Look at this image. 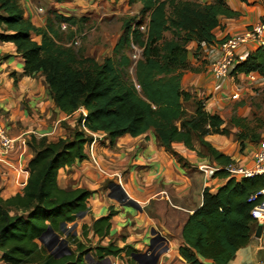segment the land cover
<instances>
[{
	"label": "trees",
	"instance_id": "1",
	"mask_svg": "<svg viewBox=\"0 0 264 264\" xmlns=\"http://www.w3.org/2000/svg\"><path fill=\"white\" fill-rule=\"evenodd\" d=\"M135 4L141 5L139 14L123 21V34L113 56L100 62L75 47V32L71 28L82 19L54 12L45 27H38L28 18L20 0H0V41L16 46L24 61L23 76L41 77L63 115L86 111V116L79 115L72 137L55 142L45 137L32 139L30 146L35 154L28 162L29 177L22 193L5 199L0 189L2 262L92 264V252L99 261L124 252L117 240L87 249L73 235L76 249L57 258L41 241L47 231L64 234L68 225L89 212L88 201L95 192L86 188L65 189L58 178L62 169L89 160L86 148L93 141L90 132L103 133L114 145L123 136L137 138L153 131L159 144L184 168L192 165L175 150L174 144L196 151L199 143L198 156L208 158L210 166L220 169L211 179L225 182L216 190L205 188L202 205L183 226L178 254L186 264H231L256 232L258 222L251 211L261 204L262 198L249 200L264 188V178L237 179L226 171L237 162L205 138L209 134L230 135V128L224 126L220 115L207 112L201 100L185 91L182 82L189 68L191 43L197 44V56L203 43H216L215 32L224 29L222 18L231 19L239 14L227 0L206 5L189 0H130V5ZM63 23L68 24L69 32L62 31ZM133 45L142 49L136 62L129 55ZM235 74L264 78V48H255L246 60L239 62L232 72ZM191 103L195 115L187 118L186 105ZM237 136L239 141L244 139L241 133ZM117 214L111 207L107 215L94 220L91 226L83 224L81 236L87 241L109 238L112 219ZM132 254L133 250L126 251L135 264Z\"/></svg>",
	"mask_w": 264,
	"mask_h": 264
},
{
	"label": "crops",
	"instance_id": "2",
	"mask_svg": "<svg viewBox=\"0 0 264 264\" xmlns=\"http://www.w3.org/2000/svg\"><path fill=\"white\" fill-rule=\"evenodd\" d=\"M189 1L202 5L214 2V0ZM20 2L28 18L38 27H45L48 18L54 12L65 17L81 18L94 9L107 6L112 10L114 17L122 19L138 15L141 9L140 4L130 5V0H20ZM227 3L239 16L231 19L222 18L224 29L215 32L216 43L244 33L253 25L264 21V0H227ZM40 9L42 11H39ZM115 45L108 57L113 56ZM255 48L257 46L253 43L242 46L238 52L243 55L242 61L246 60ZM196 49L197 44L191 43L189 68L185 70L182 81L183 89L201 100L207 112L220 115L225 121L224 126H228L231 131L230 135L209 134L205 139L221 152L231 156L238 164L250 167L253 164L252 157L259 149L264 136V78L255 74H235L227 80L222 89H217L205 52L206 48L197 51L195 56L193 51ZM23 67L24 61L17 53L16 46L0 41V120L13 137L20 138L27 144L29 134L30 136L34 134L37 139L43 138L54 128L56 130L57 124L62 120L67 121L77 113L65 116L55 107L59 119L52 125L45 120L50 115V111L42 105L47 98L46 94H49L47 87L41 77L23 76ZM238 85L243 90L240 98L233 100L231 96ZM49 103L54 104L52 99ZM36 116L43 117V121L38 123ZM239 133L244 135L241 141L238 140ZM89 134L93 136L90 143L92 149L97 145L100 146L98 152L104 153V156L99 155L101 163L105 166L95 159L93 152L89 150V144L88 162L62 169L58 178L59 185L65 189L80 188L84 181H78L79 175L75 171V167H80L84 170V175L91 176L93 182L95 181V184L89 187L95 192L88 202L89 212L78 219L91 226L94 220L107 215L110 208L114 207L118 215L112 219L111 235L120 234L124 228L132 229L133 232L140 231L132 233V237L125 240L126 243L119 241V246L125 248L122 257L127 250L133 248L135 250L140 246L138 241H144L143 244L148 248L153 239L152 232L157 230L166 239L160 242L161 251L164 252L158 264H186L178 254V247L182 243L183 226L189 215L202 205L205 188L216 190L225 182L224 179L207 177L204 166H210V162L208 158L198 156V152L201 151L199 143L196 144V151L187 149L183 144H174L175 150L192 165L190 169H195L193 173H189L190 169L182 167L159 144L153 131L137 138L123 136L118 138L114 145H111L103 133ZM24 147V153H32L30 141L28 146ZM0 165L4 166V161H0ZM90 165L94 166L96 174L91 173ZM11 168H13L11 172H14L9 173L12 180L19 181L24 176V169L19 170L22 166ZM8 170L10 172V169ZM106 180L120 184L138 204L137 209L133 208L135 210L131 212L130 207L118 206L115 200L110 198V193L107 194V199H104V195L98 193V190L102 183L107 182ZM3 193L9 191H2V196ZM17 193H9L3 197L10 198ZM257 229L249 245L238 251L231 264H264V228L260 237H257ZM130 240L135 241L129 245ZM0 264L6 263L0 260Z\"/></svg>",
	"mask_w": 264,
	"mask_h": 264
},
{
	"label": "rangeland",
	"instance_id": "3",
	"mask_svg": "<svg viewBox=\"0 0 264 264\" xmlns=\"http://www.w3.org/2000/svg\"><path fill=\"white\" fill-rule=\"evenodd\" d=\"M110 10L111 9L107 6L94 9V10L90 11V13L87 14V16H83L81 18L78 17L77 19H82L81 21L79 20L80 21L78 23L79 26L76 25V26H73L71 28V30L75 32V37H74L75 47L79 50H82L85 53V55L91 56V57L95 58L96 60H99L100 62L105 57H108L109 55L112 54L113 46L115 45V43L117 42L119 37L123 34V29H122L123 21L125 19H127L124 17H122V19L114 17L112 14V10L111 11ZM63 24L68 25L67 23H63ZM62 31L67 33L70 30H68V28H67V29L62 30ZM167 37H171V34L167 33ZM76 42H78V44H76ZM193 52H195V51H193ZM133 53H134L133 51L129 52V55L131 56V58L133 56ZM131 74H133V72H131ZM231 77H232V75H231ZM46 95H47V98L44 99V101L42 102V105H45L43 107H45L47 109V111H50L49 112L50 113L49 118H45V120H47L52 125L53 122H55L59 119V114L55 111L56 106H54V104L52 105L51 103H49L51 101L50 96H48L49 94H46ZM186 106L188 109L187 118L194 117V115H195L194 114V111H195L194 105L191 103V104H187ZM56 109H57V107H56ZM80 111H81V113H83V115L86 116V113H84L85 112L84 110H80ZM80 111L77 112V114H75L73 117L67 119V121L62 120L60 124H57L56 130L54 128L53 130L48 132L47 136H45V138H47L51 142H55V141H58L59 139H63V138L65 139V138L72 137L73 131L77 127L78 117L81 114ZM36 119H37L36 121H38V123H39V121H43V117L36 116ZM256 124L257 123H254V125H256ZM254 125H253V127H254ZM44 127L45 126H42V128H44ZM34 131H36V130H34ZM34 137H35L34 134L31 136L29 134L27 139H29V141L31 142ZM14 138H16V137H14ZM29 141H27V144L25 143L26 146H28ZM24 148H25L24 146H21V147L17 148L14 153L9 154L7 157L4 156L5 157L4 166L0 165V185H1L0 189H2V191L7 190V191H9V193H17L19 191H22V186L24 185V183H25V181L29 175V172L27 170L29 158L31 159L35 154L32 150H31L32 153L31 152L24 153V151H23ZM98 148L100 149V146L97 147V145H96L94 149H92V147L89 146L90 152L92 151L95 159L99 163H101L99 154L104 156V153L98 152ZM87 150L88 149L86 148V153H87ZM87 155H88V153H87ZM252 160H253V157H252ZM101 164H102V166H105L104 163H101ZM20 166H22V168H20L19 170L22 171L24 169V172H25L24 176H22V178H20L19 181L15 180V179L12 180L13 178L9 175V173L10 174L14 173V172H11V171H13V168H11V167H20ZM8 169H10V172ZM188 169H190V168H188ZM5 170H7L8 172H5ZM90 170H91L92 174H96L94 166H91ZM75 171H77L76 174L79 175L78 181H81V180L84 181L83 186L80 188L89 189L90 186H93V184H95V181L93 182V179L91 178V176H88L86 174L84 175V172H83L84 170L82 168L75 167ZM75 171H73V172L75 173ZM194 171H195V169L192 168V169H190L189 173H193ZM25 176H26V178H25ZM63 176L64 175L62 174L61 181H63V179H64ZM12 182L15 184V187H13ZM111 184H113V183L110 181L104 182L101 184L102 186L98 190V193L101 192L104 195V199H107V194L111 192V190H110ZM9 189H11V191ZM9 193H3V196L6 197L9 195ZM128 197H129V199H131V197L129 195H128ZM124 202L125 203L128 202V199L125 198ZM115 203H117L118 206L126 207L125 205L119 203L116 200H115ZM127 207H130L131 212L133 210H135L131 206H127ZM116 216H114V217H116ZM83 224H85V222L81 219H78L76 223L70 224L67 226V231H65L64 234H60V239H62L63 241L65 240V242L68 244L70 249H74V250L76 249V244H75V242H73L72 237H71L73 235H76V237L78 239L82 240L86 244L87 249H91V248L94 249L97 245H100V244L106 246L111 239L117 240L118 244H119V241H123L124 243H126L125 240L128 237H132L131 236L132 233L140 232L138 230L133 232L134 230H132V229L129 230L127 228H124L120 234H116L115 236L110 235L109 238H106L103 241H98V240H88L87 241L81 236ZM90 235H91V233H90ZM89 237L91 238L92 236H89ZM50 239H51V241L54 240L53 237L49 236V235H47L44 238V240L47 242ZM68 240L70 242H68ZM134 241L135 240H130L128 244L129 245L133 244ZM143 242L144 241H138L137 243H140V246H137V248L135 250L133 248V251L136 254H139V253L144 254L148 250L149 247L148 248L145 247L146 245H144ZM158 245H161V243L160 242L156 243V246H158ZM131 246H133V245H131ZM161 248H162V246H160L159 250H161ZM55 249H57L59 251L57 253L58 255H64L66 253H69V252L61 250L59 244H56ZM130 251H132V249H130ZM154 252L157 253V251H155V250H154ZM150 254H151V252H150ZM90 255L93 256V258H94L93 259L92 257H89L90 263H92V264H108V263H103L104 260L103 261L96 260L94 252H92V254H90ZM133 255L134 254H132V256ZM113 258L114 257H112V259ZM116 258L113 259V261H115ZM119 258H122V256H119ZM123 258H126V260H128V262H130L129 257L126 256V253L123 256ZM148 259H150V258H148Z\"/></svg>",
	"mask_w": 264,
	"mask_h": 264
},
{
	"label": "built area",
	"instance_id": "4",
	"mask_svg": "<svg viewBox=\"0 0 264 264\" xmlns=\"http://www.w3.org/2000/svg\"><path fill=\"white\" fill-rule=\"evenodd\" d=\"M39 11H42L40 9ZM68 25L62 24V29L65 30ZM142 31L145 30L144 26H141ZM255 44L257 47L264 48V21L253 25L251 29L244 33L236 34L233 37L221 42L214 43L212 45L202 44V48L205 47V52L209 59L210 68L213 74V79L216 82V88L222 89L227 80L231 77L232 72L239 62L243 60V55L238 52L244 45ZM78 44V42H76ZM133 61H137L141 58L142 49L133 45ZM243 88L236 86L231 98L233 100L239 99ZM85 113V112H84ZM25 146V141L20 138H14L10 135L7 126L0 120V161H4L5 157L11 153H14L17 148ZM92 147V144H90ZM220 170L213 166H204V171L207 177L212 178L216 171ZM226 171L231 176L237 179L241 178H253L255 176H262L264 178V136L260 142L259 149L253 155V164L250 167L242 166L238 163L229 165ZM261 197V204L255 206L251 211L253 218L264 228V188L257 194L253 195L249 201H254ZM110 259V258H109ZM115 259V258H113ZM111 260V259H110ZM111 264H131L125 258L117 257L115 261L111 260Z\"/></svg>",
	"mask_w": 264,
	"mask_h": 264
},
{
	"label": "water",
	"instance_id": "5",
	"mask_svg": "<svg viewBox=\"0 0 264 264\" xmlns=\"http://www.w3.org/2000/svg\"><path fill=\"white\" fill-rule=\"evenodd\" d=\"M110 198L113 200L118 201L119 203L125 205V206H131L135 209H137L138 204L133 200V199H129L127 192L125 191V189L121 186V185H117L115 183L111 184L110 187ZM127 198L128 202H124V199ZM79 217H83V214L80 215ZM263 231V227L260 225L257 229V237L261 236V233ZM52 234V237L54 240L51 241V239L47 242L44 240V238H42V242L45 243V245L48 247L49 250H53L54 254L57 256V258H59L62 255H58L57 253L59 252L57 249H55L56 244L60 245V249L66 252H71V249L69 248L68 244L65 242V240L63 241L62 239H60V236L58 235H53L52 232L47 231L45 233V236ZM152 236L153 239L150 241V245L148 250L146 251V253H139V254H134L132 257L133 259L137 262V264H158L159 259L161 254L164 251L159 250L157 253L152 252V245L154 243L155 240H157L158 238L163 239L164 241H166V239L164 237L161 236V234L159 232H157L156 230H154L152 232ZM51 242V243H50ZM151 252V254H150ZM150 258V259H148ZM104 263H108L111 264V260L109 258L104 260Z\"/></svg>",
	"mask_w": 264,
	"mask_h": 264
},
{
	"label": "flooded vegetation",
	"instance_id": "6",
	"mask_svg": "<svg viewBox=\"0 0 264 264\" xmlns=\"http://www.w3.org/2000/svg\"><path fill=\"white\" fill-rule=\"evenodd\" d=\"M163 242L164 240L163 239H161V238H158L157 240H155L154 241V243H153V245H152V251L154 252V250L155 251H159V249H160V245H158V246H156V243H158V242ZM155 248V249H154Z\"/></svg>",
	"mask_w": 264,
	"mask_h": 264
}]
</instances>
